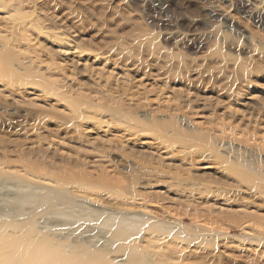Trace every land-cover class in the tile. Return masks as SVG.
<instances>
[{"label": "rangeland", "instance_id": "1", "mask_svg": "<svg viewBox=\"0 0 264 264\" xmlns=\"http://www.w3.org/2000/svg\"><path fill=\"white\" fill-rule=\"evenodd\" d=\"M1 166L82 174L165 228L143 254L264 264V0H0Z\"/></svg>", "mask_w": 264, "mask_h": 264}, {"label": "bare ground", "instance_id": "2", "mask_svg": "<svg viewBox=\"0 0 264 264\" xmlns=\"http://www.w3.org/2000/svg\"><path fill=\"white\" fill-rule=\"evenodd\" d=\"M5 169L0 167V264H175L127 244L143 229L165 230L161 223H150V218L128 210L91 207L85 196L72 193L70 188H76L88 196L95 185L82 174L34 171L36 177L53 183L47 186ZM227 210L221 205L217 211L246 218L253 215L240 207ZM111 251L123 257H110Z\"/></svg>", "mask_w": 264, "mask_h": 264}]
</instances>
